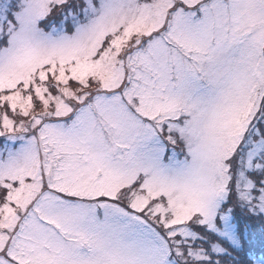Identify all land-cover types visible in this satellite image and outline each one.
Returning a JSON list of instances; mask_svg holds the SVG:
<instances>
[{
	"label": "snow or ice",
	"instance_id": "1",
	"mask_svg": "<svg viewBox=\"0 0 264 264\" xmlns=\"http://www.w3.org/2000/svg\"><path fill=\"white\" fill-rule=\"evenodd\" d=\"M0 264H264V0H0Z\"/></svg>",
	"mask_w": 264,
	"mask_h": 264
},
{
	"label": "rangeland",
	"instance_id": "2",
	"mask_svg": "<svg viewBox=\"0 0 264 264\" xmlns=\"http://www.w3.org/2000/svg\"><path fill=\"white\" fill-rule=\"evenodd\" d=\"M259 236L257 235V237H256V242L258 243L259 242Z\"/></svg>",
	"mask_w": 264,
	"mask_h": 264
}]
</instances>
